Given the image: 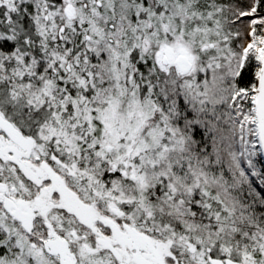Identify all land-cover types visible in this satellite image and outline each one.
I'll list each match as a JSON object with an SVG mask.
<instances>
[{"label": "snow or ice", "instance_id": "1", "mask_svg": "<svg viewBox=\"0 0 264 264\" xmlns=\"http://www.w3.org/2000/svg\"><path fill=\"white\" fill-rule=\"evenodd\" d=\"M0 264H264V0H0Z\"/></svg>", "mask_w": 264, "mask_h": 264}, {"label": "trees", "instance_id": "2", "mask_svg": "<svg viewBox=\"0 0 264 264\" xmlns=\"http://www.w3.org/2000/svg\"><path fill=\"white\" fill-rule=\"evenodd\" d=\"M248 0H241L242 5H246Z\"/></svg>", "mask_w": 264, "mask_h": 264}]
</instances>
